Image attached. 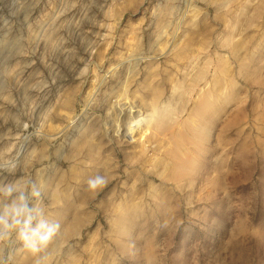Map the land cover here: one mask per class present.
I'll use <instances>...</instances> for the list:
<instances>
[{"label": "rangeland", "instance_id": "1", "mask_svg": "<svg viewBox=\"0 0 264 264\" xmlns=\"http://www.w3.org/2000/svg\"><path fill=\"white\" fill-rule=\"evenodd\" d=\"M21 149L0 187L41 189L48 264H264V0H0V162Z\"/></svg>", "mask_w": 264, "mask_h": 264}, {"label": "clouds", "instance_id": "2", "mask_svg": "<svg viewBox=\"0 0 264 264\" xmlns=\"http://www.w3.org/2000/svg\"><path fill=\"white\" fill-rule=\"evenodd\" d=\"M226 7H228L227 4H225ZM22 151L23 149L17 152L16 162L7 159L0 162V170L14 172ZM27 183L31 185L29 195L37 200V204L32 207L29 206V199L24 191L18 189L16 185L8 184L0 187V194L4 197H12L14 192L20 191V195L12 199L11 204L3 205L0 210V245L6 242L10 244L15 233L20 246L32 257V264H43L44 261L48 264V256L41 257L40 254L49 249L61 233L62 226L59 220L47 215L45 198L37 183L33 180ZM108 183L109 177L102 171H97L87 180V190L98 192L107 187ZM12 258L11 252L6 255L5 249L0 247V264H11Z\"/></svg>", "mask_w": 264, "mask_h": 264}, {"label": "bare ground", "instance_id": "3", "mask_svg": "<svg viewBox=\"0 0 264 264\" xmlns=\"http://www.w3.org/2000/svg\"><path fill=\"white\" fill-rule=\"evenodd\" d=\"M208 105H209L208 102H204V103L202 104V106L200 107V111H203V112H204L205 109L208 107ZM209 106H210V105H209ZM200 111H199V112H200ZM200 113H201V112H200Z\"/></svg>", "mask_w": 264, "mask_h": 264}]
</instances>
